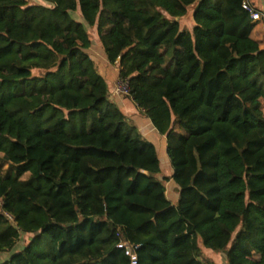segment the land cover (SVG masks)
<instances>
[{"label": "trees", "instance_id": "1", "mask_svg": "<svg viewBox=\"0 0 264 264\" xmlns=\"http://www.w3.org/2000/svg\"><path fill=\"white\" fill-rule=\"evenodd\" d=\"M244 1L264 13V0H0V264H215L201 242L264 264V48ZM95 26L166 137L163 179L91 57Z\"/></svg>", "mask_w": 264, "mask_h": 264}, {"label": "rangeland", "instance_id": "2", "mask_svg": "<svg viewBox=\"0 0 264 264\" xmlns=\"http://www.w3.org/2000/svg\"><path fill=\"white\" fill-rule=\"evenodd\" d=\"M31 3H40L42 0H29ZM261 5V1L258 0V6ZM196 5H192L189 7V12L179 18V21L181 23V26L188 30H193L194 27V19H193V13L195 10ZM74 16L77 19H80V15L78 13H74ZM255 22V21H253ZM255 25L262 27L264 26V19L258 20L255 22ZM90 35L93 39V44L90 48V54L95 61L96 66L98 68V71L101 73V75L106 79L109 88H110V94L112 100L116 101V98L118 97L119 105L121 106V109L128 115L129 119L133 123H137V125L140 127L143 133H145L147 138L154 142L157 146L159 157L161 160V167H162V173L159 174V178L163 179L165 175H171L173 173V168L170 163L169 156L167 154V146L164 144L161 140L155 139L151 133H148V130L150 127H152V124L150 123L149 119L144 116L142 111L138 108V106L133 102L128 96V85L127 83L120 80L118 76L119 67L118 65H111L109 62H107L105 58V53L103 50V46L101 43L100 36L97 31V27H91L89 28ZM264 43V40H263ZM119 95V96H117ZM117 96V97H116ZM263 109H264V100H263ZM154 138V139H152ZM9 167L5 166V172L7 171ZM166 187H167V195L170 197L175 193V196H177V200L179 198V191L180 187L176 184L174 180H168L165 181ZM28 241L27 236H23L21 241L16 246V249H20L21 246L26 244ZM204 256L212 260L215 264H228L227 256L225 252H217L214 250H211L209 248H206L203 246L202 242L200 243ZM15 250V249H14ZM8 254H2L0 253V262L3 261V259Z\"/></svg>", "mask_w": 264, "mask_h": 264}, {"label": "crops", "instance_id": "3", "mask_svg": "<svg viewBox=\"0 0 264 264\" xmlns=\"http://www.w3.org/2000/svg\"><path fill=\"white\" fill-rule=\"evenodd\" d=\"M263 19H264V15H263ZM253 21H258V20H253ZM252 36L255 38V39H257L259 42H260V45H261V47H263L264 48V43H263V40H264V26L262 25V27H261V25H260V27H258V26H255L254 27V29H253V31H252ZM106 58V57H105ZM107 60V59H106ZM108 62V61H107ZM117 96H119V95H117ZM116 96V97H117ZM118 99V97L116 98V101H118L117 100ZM119 102V101H118ZM149 121H150V123L152 124V127H150L149 128V130H148V133H151V135H153V137L155 138V139H159V140H161L164 144H166V146H167V141H166V137L165 136H162V135H160L159 134V132L157 131V129L154 127V125H153V123L151 122V120L149 119ZM145 134V133H144ZM145 136H147L146 134H145ZM148 137V136H147ZM154 138H152V139H154ZM168 197L173 201V202H177L178 200H177V196H175V193L170 197L169 195H168Z\"/></svg>", "mask_w": 264, "mask_h": 264}, {"label": "built area", "instance_id": "4", "mask_svg": "<svg viewBox=\"0 0 264 264\" xmlns=\"http://www.w3.org/2000/svg\"><path fill=\"white\" fill-rule=\"evenodd\" d=\"M243 7L250 12L253 20H261L263 18L264 13L257 10L249 1H244Z\"/></svg>", "mask_w": 264, "mask_h": 264}, {"label": "water", "instance_id": "5", "mask_svg": "<svg viewBox=\"0 0 264 264\" xmlns=\"http://www.w3.org/2000/svg\"><path fill=\"white\" fill-rule=\"evenodd\" d=\"M136 260V259H135ZM134 264H136V261L134 262Z\"/></svg>", "mask_w": 264, "mask_h": 264}]
</instances>
